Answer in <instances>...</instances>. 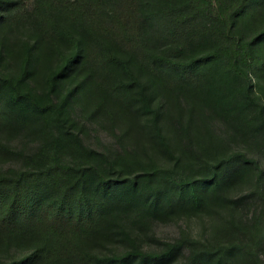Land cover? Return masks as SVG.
Listing matches in <instances>:
<instances>
[{"label": "trees", "instance_id": "trees-1", "mask_svg": "<svg viewBox=\"0 0 264 264\" xmlns=\"http://www.w3.org/2000/svg\"><path fill=\"white\" fill-rule=\"evenodd\" d=\"M76 106L135 150L88 146ZM255 150L264 0H0V155L21 164L0 171V264H264ZM216 210L206 240L152 234Z\"/></svg>", "mask_w": 264, "mask_h": 264}, {"label": "rangeland", "instance_id": "rangeland-1", "mask_svg": "<svg viewBox=\"0 0 264 264\" xmlns=\"http://www.w3.org/2000/svg\"><path fill=\"white\" fill-rule=\"evenodd\" d=\"M32 1L33 0H31V2ZM83 108L82 106H76L73 111V117L75 120L79 121L81 125L84 123L86 124L82 137L88 146L96 148L100 151L110 152L135 150L136 147L134 139L129 135L124 134L122 129L113 131L95 122H88ZM145 120H149V117L146 116ZM163 123H165V120ZM173 125L176 126L175 121ZM213 127L218 136L224 138L232 136V131L227 130V127H225L223 123H220V121H214ZM20 136L26 140L22 138L15 139L12 142V145L21 146L25 144L27 145L26 147H29V150H32L34 147L32 140L28 139L27 135L22 134ZM179 136H181L180 133ZM239 139L240 137L236 138L235 141L237 143L233 144V148L235 150L245 149V146L239 144ZM23 140H25L24 143H22ZM254 155L264 164V150H255ZM1 157L4 156L0 155V171L17 169L21 166L19 162H13L10 159ZM252 185L253 180L249 177L243 184L238 185L233 190L232 194L234 196H238L250 189ZM225 215V212L216 210L215 212H211L209 215L207 214L202 218H180L168 223L157 222L153 225L152 234H154L159 240L171 241L185 231L194 238L206 240L212 235L214 226L217 223L219 224L224 221V217H226Z\"/></svg>", "mask_w": 264, "mask_h": 264}]
</instances>
